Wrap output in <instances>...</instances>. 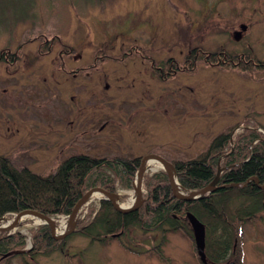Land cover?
<instances>
[{"label": "rangeland", "instance_id": "rangeland-1", "mask_svg": "<svg viewBox=\"0 0 264 264\" xmlns=\"http://www.w3.org/2000/svg\"><path fill=\"white\" fill-rule=\"evenodd\" d=\"M195 46L205 52L197 59ZM219 48L264 60V0H0V154L49 173L73 153L188 159L232 126L264 132V68L210 61ZM171 57L174 71L157 75ZM146 167L164 170L157 160ZM103 196L94 191L77 221ZM115 196L131 204L134 186ZM52 217L56 234L66 229L68 215ZM44 222L0 230L26 235L30 253L9 264H204L181 232L160 244L161 230L137 225L109 241L76 232L62 249L31 254V229ZM241 239L242 264H264V220L244 222Z\"/></svg>", "mask_w": 264, "mask_h": 264}, {"label": "trees", "instance_id": "trees-1", "mask_svg": "<svg viewBox=\"0 0 264 264\" xmlns=\"http://www.w3.org/2000/svg\"><path fill=\"white\" fill-rule=\"evenodd\" d=\"M44 48L39 49H48ZM134 50L136 47L132 48ZM198 50V46L193 47L190 57L195 54L193 56L197 59L205 54L203 51L198 53ZM208 58L241 70L264 68V60L257 58L251 50L239 54L219 48L208 53ZM173 60L171 57L165 63L157 64V75L167 76V72L160 70L174 66ZM192 63L193 60L189 65ZM233 129L234 126L215 134L207 147L195 157L171 159L182 189L204 188L213 181L221 167L213 190L205 192L200 198L186 200L173 193L165 170L147 172L143 179L147 192L138 208L122 212L103 196L97 206L91 205L85 216L78 219L77 228L67 236L78 232L92 241H109L120 239L131 226L137 225L144 231L161 230L163 237L160 244L165 242L168 231L181 232L195 248L187 217L190 211L205 224L208 262L242 264V225L248 220H264V188L257 184L264 183V132L254 125L232 134ZM141 158L73 153L61 160L55 170L38 173L27 166L17 167L9 156L0 154V218L28 208L50 216L69 215L90 187L99 186L114 193L119 186L131 188ZM252 176L257 182L250 179ZM31 233V254H50L62 249L67 240V236L55 238L45 223L33 227ZM25 246L26 235L21 231L3 233L0 236V264H9L14 254L28 255V251L14 252ZM158 248L161 252L159 246L157 251Z\"/></svg>", "mask_w": 264, "mask_h": 264}, {"label": "water", "instance_id": "water-1", "mask_svg": "<svg viewBox=\"0 0 264 264\" xmlns=\"http://www.w3.org/2000/svg\"><path fill=\"white\" fill-rule=\"evenodd\" d=\"M246 25L242 24L241 28H245ZM240 31H237L235 33V37H239ZM148 160H157L160 161L163 164V169L168 173V176L170 178V182H171V187L173 190V193L180 198L186 199V200H192V199H197L200 198L205 192L211 191L215 188V185L219 179L220 173L222 168L219 167L216 173L215 178L213 179V181L205 186L204 188L200 189V190H189V189H182L180 183L177 180L176 177V173L174 170V165L172 163L171 160L165 158L164 156L160 155V154H156V153H152V154H148L145 156H142L141 158V163L139 166V169L136 173V177L133 183L134 189H135V199L133 200V202L128 206V207H121L119 206L116 201H115V193L108 191L102 187L99 186H93L91 188H89L86 192H84V194L82 195V197L79 199V201L77 202V204L75 205V207L73 208L72 212L68 215V228H66L65 230H63L61 233L56 234L54 232V227H55V221L54 218L50 215H47L41 211L35 210V209H25L23 211H20L16 214V217L18 215H20L23 212H31L37 215H40L42 217H44L46 219V221L44 223H47L50 227L51 233L55 238H64L65 236H67L68 234L72 233L76 228H77V216L79 211L81 210L84 202L88 199V197L94 192V191H100L102 193L105 194L106 198L109 199L112 204L114 205V207L122 212H126V211H130L133 209H136L140 206V204L143 201V194H142V190H143V179H144V173L147 170L146 167V162ZM250 179H255L257 182L256 177L252 176ZM249 179V180H250ZM259 187L264 188V183H258ZM16 217L14 218V222L13 224H15L17 222ZM187 217L189 219L191 228H192V233H193V239L195 242V247L198 253V256L200 258V260L204 263V264H210L207 260L206 257V253H205V235H206V227L205 224L192 212L188 211L187 212ZM12 224V225H13ZM8 229V227L6 228H1L0 230H5ZM21 251H28L26 249H22V250H16L14 252H21Z\"/></svg>", "mask_w": 264, "mask_h": 264}, {"label": "bare ground", "instance_id": "bare-ground-1", "mask_svg": "<svg viewBox=\"0 0 264 264\" xmlns=\"http://www.w3.org/2000/svg\"><path fill=\"white\" fill-rule=\"evenodd\" d=\"M151 162H153V161H152V160H148V161L146 162V166H147L148 164H150ZM95 193H96V191H95ZM114 198H115L116 203H117L119 206H121V207H128V206L130 205V204H125V203L120 202V201L117 199L116 196H115ZM34 217H35V219H36V222H41V221L44 222V221H46V219H45L44 217H42V216H40V215H37V214H34V213H31V212H23V213H21L20 215H18V216L16 217V220H17V222H19V221H21V220H24V219H27V218H34ZM13 222H14V219H7L6 223L0 225V227H1V228L9 227L10 225L13 224ZM66 228H68V224L66 225ZM54 230H55L56 232H58V229H56V227L54 228Z\"/></svg>", "mask_w": 264, "mask_h": 264}, {"label": "flooded vegetation", "instance_id": "flooded-vegetation-1", "mask_svg": "<svg viewBox=\"0 0 264 264\" xmlns=\"http://www.w3.org/2000/svg\"><path fill=\"white\" fill-rule=\"evenodd\" d=\"M58 53L61 55V54H62V51H60V52H58ZM239 54H241V53H239ZM242 54H243V53H242ZM186 61H187V59H186ZM174 62H175V61L173 60V61H172V63H173V64H175V65L177 66V65H178V63H177V62H176V63H174ZM187 62H188V61H187ZM184 67H186V65H185V64H184ZM169 69H173L172 71H174V68H173V66H170V68H169ZM164 70H165V69H164V68H162V69H161V72H164Z\"/></svg>", "mask_w": 264, "mask_h": 264}]
</instances>
